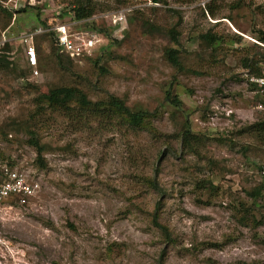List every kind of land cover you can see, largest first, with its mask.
<instances>
[{
  "label": "rangeland",
  "instance_id": "1",
  "mask_svg": "<svg viewBox=\"0 0 264 264\" xmlns=\"http://www.w3.org/2000/svg\"><path fill=\"white\" fill-rule=\"evenodd\" d=\"M77 3L100 51L73 63L37 37L30 79L18 37L66 23ZM263 34L264 0H0V166L38 185L0 206V264H264L261 196L249 195L264 116L244 67L259 69ZM58 88L86 104L49 107Z\"/></svg>",
  "mask_w": 264,
  "mask_h": 264
},
{
  "label": "built area",
  "instance_id": "2",
  "mask_svg": "<svg viewBox=\"0 0 264 264\" xmlns=\"http://www.w3.org/2000/svg\"><path fill=\"white\" fill-rule=\"evenodd\" d=\"M115 18L116 16H113V26L119 21ZM92 23V19L76 21L72 16L66 23H57L55 26H39L32 32L24 33L18 37V45L22 48L29 78L35 79L40 75L39 51L35 44L37 37L44 35L50 37L57 53L73 63L80 64L100 51L102 35L91 28ZM247 82L251 91L258 98L256 110L264 116V62L261 63L258 74L249 76ZM256 177L258 183L264 185V158L257 166ZM37 193V183L28 181L21 171L11 168L7 164L0 166V206L12 200L34 197ZM260 198L264 210V189Z\"/></svg>",
  "mask_w": 264,
  "mask_h": 264
},
{
  "label": "trees",
  "instance_id": "3",
  "mask_svg": "<svg viewBox=\"0 0 264 264\" xmlns=\"http://www.w3.org/2000/svg\"><path fill=\"white\" fill-rule=\"evenodd\" d=\"M150 2H152L153 4H158L160 0H150ZM24 11L25 10L23 9H17L16 13H22ZM7 14L9 17H11L10 13L7 12ZM92 15H93L92 10L88 9L87 6L82 3H77L76 7H74L73 18L76 21L89 19L90 17H92ZM91 28L93 30L98 31L99 33L102 32V30L97 29L95 24H92ZM262 36L263 37L260 38V41H261L260 43L264 45V34ZM177 54L178 52L176 50L170 49L166 53V59L169 62V64L172 65L173 67L180 68L178 60H177ZM261 59L264 62V55L261 57ZM244 67L246 70H250L252 72V73L249 72L248 76H256L258 74V70H255L256 68L255 62L251 65L245 64ZM75 98L77 99L79 98V101L82 103V105L86 104L85 97L82 94H80L78 91L74 89H70V88H58L57 90L53 91L49 97L44 98V100L45 102H47V105L49 107H57V108L59 107V109H66V107H68V104L72 102V100ZM171 101L174 105L178 106L180 104L177 98L172 97ZM109 106L115 112L120 114L122 117H125L127 119V122L130 125L142 126L144 124L146 115L143 112L131 113L129 109H127L121 101H118L114 98H111ZM252 128L254 129V133L257 136V138L263 143L264 142V121L259 124H255ZM31 145L36 149L38 156H39L38 158H40L43 148L35 140L31 141ZM152 187L155 190L157 189V187L154 184H152ZM263 189H264V185L259 183L257 190L254 193H251L249 195L253 198L259 195L261 196V192L263 191ZM158 206H159V203L157 204V208L155 209V212L153 214L152 223L156 228L160 229L164 233L165 238L169 241V235L167 233V229L158 223V208H159Z\"/></svg>",
  "mask_w": 264,
  "mask_h": 264
},
{
  "label": "clouds",
  "instance_id": "4",
  "mask_svg": "<svg viewBox=\"0 0 264 264\" xmlns=\"http://www.w3.org/2000/svg\"><path fill=\"white\" fill-rule=\"evenodd\" d=\"M263 48H264V45H263ZM263 63V62H262Z\"/></svg>",
  "mask_w": 264,
  "mask_h": 264
}]
</instances>
